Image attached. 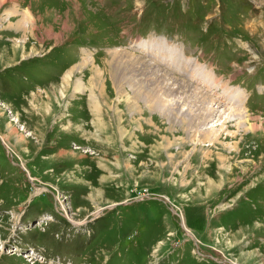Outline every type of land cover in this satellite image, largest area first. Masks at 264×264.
<instances>
[{"label":"rangeland","instance_id":"374dc122","mask_svg":"<svg viewBox=\"0 0 264 264\" xmlns=\"http://www.w3.org/2000/svg\"><path fill=\"white\" fill-rule=\"evenodd\" d=\"M21 18L28 32L7 27ZM155 35L173 40L166 60L176 44L197 55L213 88L193 64L140 51ZM123 53L220 111L190 124L185 107L170 116L139 100L132 114L148 82ZM34 252L65 264H264V0H0V264H40Z\"/></svg>","mask_w":264,"mask_h":264},{"label":"bare ground","instance_id":"6f19581e","mask_svg":"<svg viewBox=\"0 0 264 264\" xmlns=\"http://www.w3.org/2000/svg\"><path fill=\"white\" fill-rule=\"evenodd\" d=\"M30 15H32V14H30ZM22 21H23L22 18L18 19L16 21H13V23L7 24V27H9V28L14 27L16 29L21 30L22 33L25 32L26 30L28 32L27 26L29 27V25H32L33 21L31 20V22H28V23H27V21L25 23ZM122 55L126 57V59H124V62L128 68L129 73L132 75L134 73L136 78L139 77V79H142V80H145L148 82V83H145L142 81L138 82L137 94H136V97H133L135 107H133L132 114H135V113L139 114L140 110L143 109L139 105H137L139 100H142L144 103H146V105H144V104L143 105L149 111L152 110V111H154V113H156V112H160L162 110L163 111L166 110V111H168V115H170V116H173L174 114H176L175 112L177 111V109L180 108V110H181V107L182 108L185 107V112H182L181 115L183 114L182 115L183 118H187V119L189 118L190 122H191L190 124H192L196 120L207 121V120H209L208 119L209 117L214 115L216 112L220 111L217 108L215 109V107H212L213 104L219 103L218 101L214 100L211 97L205 96L204 94H202L198 91L196 92V90L193 87L191 88V86L188 83L182 82L179 79H177L176 77H171V76L167 77V76H165L166 75L165 73L159 74L157 72V68H155V69L149 68L147 66V64H145V61L138 59L131 54L123 53ZM119 61H120V59H119ZM118 63H120V62H118ZM67 82H68V80H67ZM134 90L136 91V89H134ZM142 90H143V93H142ZM151 94H155V95L158 94V95L153 96ZM191 97H192L191 101L193 103L197 102V103H199V105H201V107H198L197 111H194V114L190 111L191 106H189V103L191 102V101H189V99ZM207 103H211V105L209 107H207L206 106ZM214 106L218 107L220 105L217 104ZM223 112H224L223 114H226L225 110H223ZM233 115L238 116L239 111L234 109ZM179 116H180V114H179ZM220 116H222V114ZM212 126L213 125H211L207 128H204V131H203L204 134L203 135H205V131H209V130H210V132L206 133V134H210L212 132V130L214 129V128H212ZM203 135H202V137H203ZM210 136L211 137L207 138V139H209V142H211V143H217L218 142L217 139L219 138V134H216L214 136L210 135ZM122 137H123V135H122ZM124 138H125V136H124ZM121 140L123 141V139H121ZM12 251L13 250L11 249L9 253L11 254ZM23 256L28 257L29 255L24 254Z\"/></svg>","mask_w":264,"mask_h":264},{"label":"built area","instance_id":"2783aa9c","mask_svg":"<svg viewBox=\"0 0 264 264\" xmlns=\"http://www.w3.org/2000/svg\"><path fill=\"white\" fill-rule=\"evenodd\" d=\"M38 257H39V262L42 263L44 261V257H41L40 255ZM55 264H57V263H55Z\"/></svg>","mask_w":264,"mask_h":264}]
</instances>
